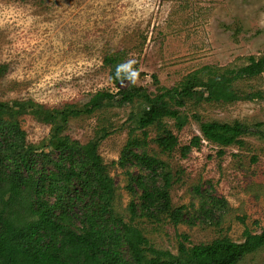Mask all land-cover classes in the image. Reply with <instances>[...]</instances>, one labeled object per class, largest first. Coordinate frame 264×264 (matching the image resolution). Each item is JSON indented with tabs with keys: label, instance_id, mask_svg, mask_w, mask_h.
<instances>
[{
	"label": "rangeland",
	"instance_id": "1",
	"mask_svg": "<svg viewBox=\"0 0 264 264\" xmlns=\"http://www.w3.org/2000/svg\"><path fill=\"white\" fill-rule=\"evenodd\" d=\"M110 56L136 71L134 83L151 92L173 88L204 66L242 67L249 57L264 56V0H0V66L7 67L0 75L1 102L32 100L49 110L83 106L99 91L116 92L118 86L111 82L105 62ZM119 85L130 84L123 80ZM237 86L264 96V73ZM133 110L109 105L92 115L76 114L64 132L86 146L100 137L98 132L109 131L99 152L116 187L113 210L125 221L130 220V202H139L128 189V173L137 175L140 169L116 163L129 137ZM184 110L189 120L183 129L169 121L179 139L177 150L163 153L155 143L154 128L147 131V145L137 149L165 162L173 176V207L187 206L183 220L175 226L166 216L160 221L138 217L134 225L156 248L173 253L181 235L189 237L191 246L224 236L242 242L246 229L260 233L264 140L245 136L244 146H230L224 154L207 141L187 156L180 148L201 136L193 114L204 121L261 124L264 130V98L191 103ZM20 122L29 143L39 144L51 136V126L33 115H22ZM136 134L143 139L140 130ZM197 187L226 201L218 225L204 220ZM240 264H264V247Z\"/></svg>",
	"mask_w": 264,
	"mask_h": 264
},
{
	"label": "trees",
	"instance_id": "2",
	"mask_svg": "<svg viewBox=\"0 0 264 264\" xmlns=\"http://www.w3.org/2000/svg\"><path fill=\"white\" fill-rule=\"evenodd\" d=\"M119 60L112 56L105 59L110 80L118 86L116 92L99 91L83 106L70 104L49 110L32 100L0 101V264H240L264 247V227L260 233L246 229L242 242L224 236L188 246L189 237L181 235L173 253L156 248L134 225L138 217L160 221L166 216L177 226L187 210V206L173 207V176L165 162L137 149L147 145V131L154 128L155 143L163 153L177 150L179 139L169 121L183 129L189 120L184 109L191 103L229 104L264 98L261 92L249 93L237 86L241 80L264 73V56L249 57L247 65L235 69L204 66L175 87H160L156 92L137 86L136 71ZM6 68L0 66V75ZM123 80L130 85L121 88ZM109 105L134 107L129 137L116 163L140 169L137 175L128 173V189L139 200L129 204V221L113 210L116 187L99 152L109 131L98 132L100 137L86 146L64 133L72 116L92 115ZM28 114L51 126L49 139L39 144L28 142L20 122V117ZM192 117L199 122L201 136L180 148L182 156L205 141L224 154L230 146H244L245 136L264 140L261 124ZM138 130L143 139L136 137ZM195 190L203 200L204 220L218 225L226 201L200 187Z\"/></svg>",
	"mask_w": 264,
	"mask_h": 264
}]
</instances>
